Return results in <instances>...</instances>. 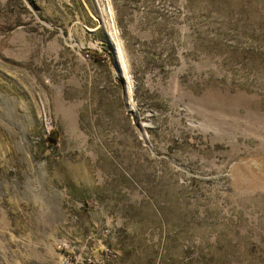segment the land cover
<instances>
[{
  "label": "rangeland",
  "instance_id": "1",
  "mask_svg": "<svg viewBox=\"0 0 264 264\" xmlns=\"http://www.w3.org/2000/svg\"><path fill=\"white\" fill-rule=\"evenodd\" d=\"M106 248L264 264V0H0V264Z\"/></svg>",
  "mask_w": 264,
  "mask_h": 264
},
{
  "label": "built area",
  "instance_id": "2",
  "mask_svg": "<svg viewBox=\"0 0 264 264\" xmlns=\"http://www.w3.org/2000/svg\"><path fill=\"white\" fill-rule=\"evenodd\" d=\"M73 254V255H72ZM72 255V256H71ZM116 253L110 249H104L98 258L92 255H83L81 252H69L63 258V264H114Z\"/></svg>",
  "mask_w": 264,
  "mask_h": 264
}]
</instances>
